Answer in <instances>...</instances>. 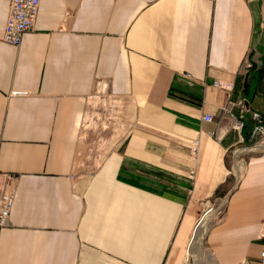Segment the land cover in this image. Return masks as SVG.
Masks as SVG:
<instances>
[{"label":"crops","instance_id":"obj_1","mask_svg":"<svg viewBox=\"0 0 264 264\" xmlns=\"http://www.w3.org/2000/svg\"><path fill=\"white\" fill-rule=\"evenodd\" d=\"M9 5L0 0V194L15 200L0 264H167L189 237L188 255L198 209L219 190L223 214L200 255L257 261L264 90L246 63L264 47V0H41L19 46L3 41ZM95 94L123 102V113L99 105L128 130L76 177Z\"/></svg>","mask_w":264,"mask_h":264},{"label":"rangeland","instance_id":"obj_2","mask_svg":"<svg viewBox=\"0 0 264 264\" xmlns=\"http://www.w3.org/2000/svg\"><path fill=\"white\" fill-rule=\"evenodd\" d=\"M263 58V59H262ZM260 60L263 61L264 63V47L263 48H258V49H253L252 52L250 53L248 59H247V63L246 66L249 68L251 66V64H255L256 62H258L259 64H261ZM263 66V64L261 65V67ZM259 67V66H258ZM246 68V69H248ZM227 85V84H224ZM94 97V101L96 102V105L94 106L95 110L92 109V111H90L89 114H86L85 118H82L79 121V127L78 130L80 132L81 135V146H80V150H79V160H78V168L76 169V177H83L86 178L88 176L89 173H91L92 171L95 170V168L99 165L100 161L103 159V156L105 155L106 152L109 151V149L113 146V141L116 139L115 134L116 131L119 129L121 134L124 135V132H126L128 129L125 128H121V127H117L115 126L116 124H118V116L116 117V119H113V113L109 112L110 108L107 106L105 109L106 111H103V106L99 105L100 100L105 101L104 103H109V101H112L111 103L114 102L113 99H111L108 96H102L101 95H93ZM118 101L116 100L115 103H113V106H118L121 108V113L126 112V107L125 105H123V102L120 101V103L118 104ZM122 107H124L122 109ZM114 110H117L114 109ZM108 112V113H107ZM102 116V114H104ZM121 113H119V115H121ZM251 114V113H249ZM259 114L260 115V120H256V126L262 125L264 127V114L261 113H255L254 115ZM253 115V117H254ZM252 116V115H251ZM121 121V119H120ZM119 121V122H120ZM115 124V125H114ZM124 124V123H123ZM255 132V130H254ZM114 138H113V136ZM121 135V136H122ZM255 141L253 143V147L260 150V151H264V148H261L257 145V142H261L262 140H260V136L255 137ZM86 140V142H88V140L90 139V142L87 144L88 148L86 150V142L83 143V141ZM241 150L240 151H247L246 146L245 147H240ZM104 153V154H103ZM85 156V157H84ZM244 155H241V158H243ZM231 183H227L226 184V188H228V186H230ZM224 189V188H223ZM13 192V191H11ZM14 193V192H13ZM15 194V193H14ZM223 194L224 192L219 190L218 192L214 193L211 197H208V201L205 202V205L202 206L201 208H199V217L200 218L201 214L209 209V207L213 210V215L211 216V219L209 220V224H208V229L210 226V222L214 221V219L216 217H219L223 214V210L224 207L223 205H221V207L219 206L221 204V201H219V203H216V201H218V199L223 198ZM190 210H194V209H190ZM196 210V209H195ZM215 210V211H214ZM194 212V211H193ZM261 234V233H260ZM259 234V235H260ZM259 238H261V235L259 236ZM188 240L189 237L187 238V240L183 243V245L180 246V249L178 252H173L169 259L167 264H198L195 261V257L200 258L201 256L204 255H198V251H195L196 253H194V250L198 247H195V245H193V249H192V255L194 257H188L187 253H186V249H187V244H188ZM206 247V245H205ZM207 249V247H206ZM198 255V256H196ZM206 258V257H204ZM203 258V259H204Z\"/></svg>","mask_w":264,"mask_h":264},{"label":"built area","instance_id":"obj_3","mask_svg":"<svg viewBox=\"0 0 264 264\" xmlns=\"http://www.w3.org/2000/svg\"><path fill=\"white\" fill-rule=\"evenodd\" d=\"M41 0H10L9 13L5 26L3 41L11 46H19L22 43L24 35L31 31L37 21ZM222 89H231L230 85H219ZM256 120H260V115H254ZM213 116L206 115L204 120L207 122L213 121ZM243 123H238L237 128L240 130ZM254 135L260 136L261 142L257 145L264 148V127L259 125L255 128ZM199 141L196 140L191 148L193 156L198 155ZM15 200V194L10 190L3 191L0 194V235L8 225L12 212V207ZM262 250L257 261H244L241 264H264V219L262 222L261 238Z\"/></svg>","mask_w":264,"mask_h":264},{"label":"bare ground","instance_id":"obj_4","mask_svg":"<svg viewBox=\"0 0 264 264\" xmlns=\"http://www.w3.org/2000/svg\"><path fill=\"white\" fill-rule=\"evenodd\" d=\"M212 212H213L212 209H208L207 212L205 213V215L203 216V218L201 219V221L199 222L198 227L195 229L196 231H195V234H194L193 239H192L191 244H190V248L188 251V257H190V251L192 252L193 245H195V247H198V249L196 248L194 250V253H195V251L199 250L198 255H200V253L202 252L201 248L203 247L204 235L207 232L209 220L211 219V216L213 215ZM261 231H262V225H261L260 233H261ZM198 255H196V256H198ZM204 257H206V258H204ZM203 258L200 257L199 258L200 261H198V258L195 257V261L198 264H214L213 259L208 252L205 255H203Z\"/></svg>","mask_w":264,"mask_h":264},{"label":"trees","instance_id":"obj_5","mask_svg":"<svg viewBox=\"0 0 264 264\" xmlns=\"http://www.w3.org/2000/svg\"><path fill=\"white\" fill-rule=\"evenodd\" d=\"M250 74L253 73V77H254V83H253V86L254 87H258L259 86H262L263 90H264V63H263V66L262 67H258L256 64H253L252 67H251V70L249 72ZM237 82H239V78L237 79L236 81V84ZM256 82V84H255ZM250 87L251 85L249 84V82L246 80L244 85H243V88H242V92L245 96H249L250 94ZM247 121V120H245Z\"/></svg>","mask_w":264,"mask_h":264},{"label":"water","instance_id":"obj_6","mask_svg":"<svg viewBox=\"0 0 264 264\" xmlns=\"http://www.w3.org/2000/svg\"><path fill=\"white\" fill-rule=\"evenodd\" d=\"M249 116H250V114H249ZM198 225H199V223L197 224V227H198ZM197 227H196V228H197Z\"/></svg>","mask_w":264,"mask_h":264}]
</instances>
